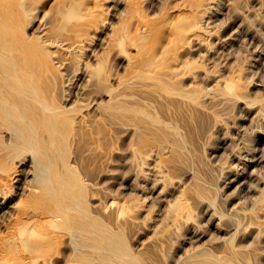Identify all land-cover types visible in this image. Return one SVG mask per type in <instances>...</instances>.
Here are the masks:
<instances>
[{
	"label": "rangeland",
	"instance_id": "374dc122",
	"mask_svg": "<svg viewBox=\"0 0 264 264\" xmlns=\"http://www.w3.org/2000/svg\"><path fill=\"white\" fill-rule=\"evenodd\" d=\"M4 5L7 56L66 110L52 167L72 168L133 259L114 264H264V0H0L1 18ZM20 158L7 166L0 146V264H102L70 221L44 217L33 154ZM20 219L38 249L13 240Z\"/></svg>",
	"mask_w": 264,
	"mask_h": 264
},
{
	"label": "bare ground",
	"instance_id": "6f19581e",
	"mask_svg": "<svg viewBox=\"0 0 264 264\" xmlns=\"http://www.w3.org/2000/svg\"><path fill=\"white\" fill-rule=\"evenodd\" d=\"M3 9L7 12L4 13L3 18L0 17V61L5 64L0 68V134L3 130L8 133L10 142H7L6 145L0 143V146L6 149L8 157L6 165L16 164L21 161L20 155L23 152H31L34 163L35 189L38 190L35 198L52 204L44 210V217L70 221L69 230L76 235L81 234L83 236L85 244L82 245H87L100 254L102 264H114L115 258H129L130 262L133 261L126 248L123 247L121 236L111 234L108 228L101 225L96 217L87 214L82 194L83 186L72 168L65 164L64 170L69 175L64 176L52 167L53 162L50 153L55 138L51 133L60 124V118L66 110L43 103L42 99L39 98L38 80L35 75L30 73L26 66L21 64V61H13L7 56L9 51L5 45L10 46L12 38H15V32L10 8L4 5ZM190 30L192 36L199 34V27L196 22L190 24ZM80 41L76 40L74 43L68 44L65 48L66 51L77 47ZM51 44L65 45L56 40L51 41ZM40 124H46L49 134L46 138L37 134ZM65 134L66 132L63 133L62 138H65ZM11 174L9 173V175ZM3 179L0 178V181ZM74 209L79 210V220L71 217V212ZM22 215L27 217L31 215V212L23 210ZM18 223H20L19 235L13 240L19 242L25 250L38 249L40 243L43 242V237L40 238L39 242H29L30 234L34 235L36 232L26 230L25 223L21 219ZM82 245L79 244L78 246ZM7 260L13 261L12 259ZM85 262L89 264L88 260Z\"/></svg>",
	"mask_w": 264,
	"mask_h": 264
}]
</instances>
